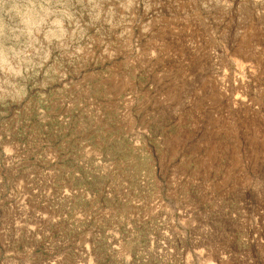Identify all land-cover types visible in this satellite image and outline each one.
Returning <instances> with one entry per match:
<instances>
[{
  "label": "rangeland",
  "instance_id": "obj_1",
  "mask_svg": "<svg viewBox=\"0 0 264 264\" xmlns=\"http://www.w3.org/2000/svg\"><path fill=\"white\" fill-rule=\"evenodd\" d=\"M0 264H264V0H0Z\"/></svg>",
  "mask_w": 264,
  "mask_h": 264
}]
</instances>
